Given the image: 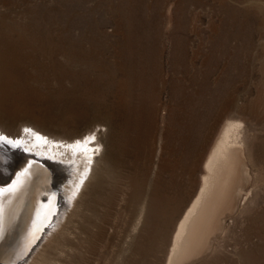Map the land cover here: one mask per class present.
<instances>
[{
	"label": "rangeland",
	"instance_id": "rangeland-1",
	"mask_svg": "<svg viewBox=\"0 0 264 264\" xmlns=\"http://www.w3.org/2000/svg\"><path fill=\"white\" fill-rule=\"evenodd\" d=\"M225 120L246 197L186 264H264V0H0L2 135L94 128L93 176L36 264H165Z\"/></svg>",
	"mask_w": 264,
	"mask_h": 264
},
{
	"label": "bare ground",
	"instance_id": "bare-ground-1",
	"mask_svg": "<svg viewBox=\"0 0 264 264\" xmlns=\"http://www.w3.org/2000/svg\"><path fill=\"white\" fill-rule=\"evenodd\" d=\"M241 127L240 120H225L220 126L203 158L198 190L180 219H176L178 222L171 237L165 264H183L190 257L211 249V237L217 233L219 235L223 233L224 215L229 216V213L236 210L239 205H237L239 196L245 199L246 192L244 195L240 194L246 190L249 177L248 169L244 166V151L239 141ZM15 128L13 124L10 125L9 130ZM24 128L26 135L23 136V131L17 134L19 140L25 139L26 143L23 146H16L12 143L3 146L1 140L4 139H0V264H36L40 261L45 249L52 243L54 244L57 237L67 227L68 219L92 178L97 162L94 160L92 162L91 145L89 146V142L94 139L91 133L94 128L86 131L87 136L91 137L89 141L84 140L87 136L82 133L84 136L80 135L81 138L73 146L67 141L58 140L60 142L58 145H51L47 139L45 142L43 139L28 138L32 128L27 124ZM14 133L16 134V131ZM4 136L0 131V137ZM4 138L10 139L7 136ZM30 154L44 159L43 161L55 170L57 176L65 183H63L65 192L60 194V211L55 215L51 226L39 242L28 250L27 255L21 261L15 262L16 250L32 221V212L36 206L37 197L42 193L41 189L48 178L43 169L38 167L39 165L29 166L26 163L31 162ZM12 177L15 178L14 182L4 187V184ZM26 237L25 235V239ZM195 259L198 260L197 257Z\"/></svg>",
	"mask_w": 264,
	"mask_h": 264
},
{
	"label": "water",
	"instance_id": "water-1",
	"mask_svg": "<svg viewBox=\"0 0 264 264\" xmlns=\"http://www.w3.org/2000/svg\"><path fill=\"white\" fill-rule=\"evenodd\" d=\"M23 136L26 135V129H23ZM27 138V136H25ZM28 138L35 139H43L46 142V139L42 138L40 134L35 133L31 130V135ZM91 137L84 138V140H90ZM11 139L4 138L1 140L2 142L8 143ZM16 146H23L26 142L25 139H16L15 141L11 140ZM51 145H58L57 142L52 140H48ZM81 143V142H79ZM83 147L84 144L82 143ZM78 148V145H77ZM32 156L31 162L27 161L26 163L30 166L32 164L39 165L38 167L42 168L43 171L48 176L46 180V184L41 189V194L37 197V203L32 212V221L30 222L28 229L24 234L23 241L21 242L18 250H16V259L15 262L21 261L28 253V250L35 246L37 242L42 238L43 234L47 231V229L51 226L55 215L60 211V194L64 193L63 185L65 184L63 180L57 176L55 170L46 164L41 158H38L34 154H30ZM21 167V166H20ZM23 168V167H22ZM20 169V168H19ZM17 169V171L19 170ZM16 171V172H17ZM15 172V173H16ZM24 172V170H22ZM11 174V172H10ZM14 177H12L4 187L10 186L14 182ZM61 183H64L61 185ZM25 235L27 236L25 239Z\"/></svg>",
	"mask_w": 264,
	"mask_h": 264
},
{
	"label": "snow or ice",
	"instance_id": "snow-or-ice-1",
	"mask_svg": "<svg viewBox=\"0 0 264 264\" xmlns=\"http://www.w3.org/2000/svg\"><path fill=\"white\" fill-rule=\"evenodd\" d=\"M0 139H4V137H0ZM8 143H13L11 140L7 141Z\"/></svg>",
	"mask_w": 264,
	"mask_h": 264
}]
</instances>
